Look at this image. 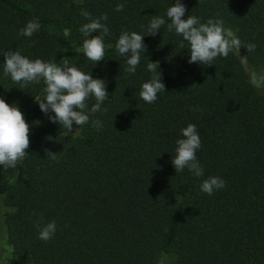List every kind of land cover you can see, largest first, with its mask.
<instances>
[{
	"label": "trees",
	"instance_id": "1",
	"mask_svg": "<svg viewBox=\"0 0 264 264\" xmlns=\"http://www.w3.org/2000/svg\"><path fill=\"white\" fill-rule=\"evenodd\" d=\"M181 2L184 19H222L241 40L247 66L234 52L212 66L189 64L188 42L180 48L182 36L167 31L175 0H0V97L16 103L30 125L25 159L16 168L0 165V246L7 250L3 257L0 248V264H160L164 256L173 264H264V81L250 83L253 71L264 76V0ZM119 3L125 7L117 12ZM82 10L108 17L97 64L83 54ZM154 15L166 23L151 36ZM32 19L39 32L18 35ZM123 31L146 35L135 74L115 48ZM9 49L30 60L68 59L106 81L108 100L88 123L61 129L35 101L44 99L43 82L21 88L3 76ZM149 61L159 62L165 84L151 104L139 96L152 75ZM95 102L88 99L89 110ZM93 120L103 127L96 130ZM189 123L201 139L202 177L187 168L176 173L171 163ZM209 176L226 182L211 196L200 190ZM53 220V238L38 239L36 223Z\"/></svg>",
	"mask_w": 264,
	"mask_h": 264
},
{
	"label": "clouds",
	"instance_id": "2",
	"mask_svg": "<svg viewBox=\"0 0 264 264\" xmlns=\"http://www.w3.org/2000/svg\"><path fill=\"white\" fill-rule=\"evenodd\" d=\"M124 3L116 5L117 12L124 9ZM186 5L181 0H175L166 11L167 31L175 32L182 36L183 40L179 47L184 48V41L188 42L189 64H200L212 66L217 57L227 58L230 52L240 57V63L247 66V56L240 55L241 40L231 28L224 27V21L220 18H209L201 23L200 18L194 15L185 16ZM81 15L88 21L84 23L79 31L85 37L82 43L83 54L92 62L97 64L104 60L105 43L104 39L109 35L108 27L102 23L107 20V15L92 17L91 13L82 10ZM166 20L164 17L154 15L147 26V35L156 36ZM41 25L38 19L28 21L24 27L19 29L18 35L31 38L34 33L39 32ZM99 33L98 35H92ZM146 35L137 32L123 31L119 36L115 48L119 55L126 58V69L129 74H135L141 61V52L146 51L143 38ZM112 47V45H107ZM247 52H254L256 45L249 43L246 46ZM3 76L10 77L14 83L26 88L30 84L43 82L44 99L35 97L42 113L48 116L52 123H58L61 129L73 132V123L78 127L89 122L90 114L101 111L102 104L108 100L106 81L93 78L78 69L68 59L63 58L59 63L54 60L43 61L39 58L30 60L21 54V51L9 49L3 52ZM159 62L149 61L147 70L152 75L149 80L142 83L139 92L140 98L146 103H155L158 94L165 93V84L162 82L161 73L158 71ZM264 81V76L257 73H250V83L257 86ZM94 97L95 103L88 109L87 101ZM107 111V109H103ZM198 111V108L190 109ZM54 113V115H50ZM92 125L100 130L103 124L100 120H93ZM30 125L26 122L24 114L16 105L9 104L0 97V165L5 169L16 168L18 162L25 159L30 147ZM182 138L176 140L177 147L171 163L177 172H183L186 168L196 177H202L204 170L197 160L196 152L201 147V139L196 125L189 123L181 129ZM47 158L56 160V153L45 149ZM226 186V182L219 176H209L200 184V190L211 196L215 191ZM187 207V206H186ZM38 231V239L47 242L55 235L57 225L53 220L41 225H35Z\"/></svg>",
	"mask_w": 264,
	"mask_h": 264
},
{
	"label": "rangeland",
	"instance_id": "3",
	"mask_svg": "<svg viewBox=\"0 0 264 264\" xmlns=\"http://www.w3.org/2000/svg\"><path fill=\"white\" fill-rule=\"evenodd\" d=\"M254 72V71H253ZM255 73H257V75L258 76H263V74H262V72H255ZM261 82L262 81H260L258 84H261ZM2 246V245H1ZM1 246H0V248H1ZM1 250H3V252H4V255H3V257H6V255H7V250L6 249H2L1 248ZM160 264H173V258L171 257V256H164L162 259H161V263Z\"/></svg>",
	"mask_w": 264,
	"mask_h": 264
}]
</instances>
